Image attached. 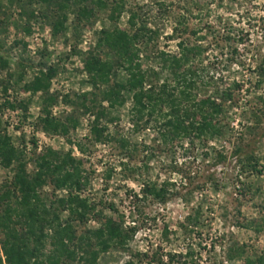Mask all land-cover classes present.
Segmentation results:
<instances>
[{"label":"rangeland","instance_id":"374dc122","mask_svg":"<svg viewBox=\"0 0 264 264\" xmlns=\"http://www.w3.org/2000/svg\"><path fill=\"white\" fill-rule=\"evenodd\" d=\"M159 1L125 0L126 11H135L138 19L158 34L147 48L149 58L142 59L143 67H156L159 51L177 52V40L169 37L183 0H163L162 7ZM202 1L206 6L200 16L194 11L187 19L189 29L198 34L184 36L206 49L198 66L210 83L201 88V96L217 98L215 94L233 81L241 85L233 92L232 101L225 104L224 137L195 142L189 150L187 144L183 148L177 143L164 145L152 129L133 130L127 102L112 112L118 120L108 125L111 135L128 139L125 151L116 142L93 143L90 118L78 110L76 95L89 91L83 61L94 50L99 32L126 28L127 13L117 22L108 21L106 11H95L92 17L80 21L70 14L63 29L54 35L52 26L59 14L55 5L0 0V58L7 63L3 66L0 62V132L9 135L15 147L24 149L28 173L34 170L36 155L49 148L61 153L71 151L75 158L83 159L88 186L82 196L88 197L104 216L118 219L122 215L126 226H139L128 251L109 250L100 255L97 264H125L130 255L146 251L149 255L157 251L163 264H168L166 254L184 255L188 250L193 253L192 262H188L192 264H243V258L228 261L226 257L230 248L241 245L243 257L264 253V87H253L257 81L255 67L264 57V0ZM49 68L55 70L49 93L57 99L50 108L52 116L63 120L75 111L79 121L67 136L42 131L38 122L41 94L26 89L40 69ZM6 100L15 109L3 107ZM75 144L82 145L84 152H79ZM238 146L257 159L260 175L241 172L234 155ZM215 152L225 160L216 162ZM12 174V170L0 167V186L9 182ZM145 182L173 185L169 186L166 203L140 198ZM43 193L50 196V188H44ZM109 205L114 212L108 210ZM196 212V224L184 230L186 216ZM238 223H251V227L241 228ZM98 226L92 218L84 228Z\"/></svg>","mask_w":264,"mask_h":264},{"label":"trees","instance_id":"16d2710c","mask_svg":"<svg viewBox=\"0 0 264 264\" xmlns=\"http://www.w3.org/2000/svg\"><path fill=\"white\" fill-rule=\"evenodd\" d=\"M36 1L44 7L52 4L57 7L59 14L52 26L54 35L63 29L70 14L80 21L92 17L95 11H106L107 20L117 22L127 13L126 28L102 29L94 50L83 61L89 91L76 95V100L81 114L90 118L89 137L93 143L116 142L121 150H128V139L108 131V125L118 120L112 112L123 108L127 102L130 104L128 120L133 130L152 129L164 145L177 143L183 148V144H187L189 150L195 142L207 143L224 137L225 104L232 101L233 92L239 91L241 85L233 81L215 94L217 98L201 96V88L210 83V80H204L198 66L206 49L184 37L198 34L189 29L187 19L194 11L200 16L206 1L183 0L169 37L177 40V52L156 53V67H143L142 59L149 58L146 51L150 42L158 37L157 31L150 29L146 21H140L135 11H126L125 0ZM163 2L159 1L158 6L162 7ZM0 62L3 66L7 64L2 58ZM254 72L257 81L253 87H264V57L260 58ZM54 76L53 68L40 69L26 89L31 94H41L38 122L42 131L67 136L70 130L77 128L79 121L75 111L63 120L52 116L50 108L57 99L49 93V87ZM2 106L15 109L7 100ZM22 108L25 110L24 106ZM75 148L84 152L80 144H75ZM234 155L241 172L261 174L252 153L238 146ZM214 156L216 162L225 160L219 152ZM25 158L24 149L15 147L11 137L0 132V167L13 172L11 180L0 186V264H97L100 255L109 250H129L139 226H126L122 215L118 219L104 216L96 211V205L88 197L82 196V190L88 186L83 159L75 158L71 151L61 153L49 148L36 155L34 170L28 173ZM169 186L173 185L145 182L140 189V198L151 197L166 203L170 196ZM46 187L51 190L50 196L43 193ZM56 192L64 194L58 196ZM240 192L244 193V189ZM133 198L140 200L138 194H133ZM107 208L114 212L112 205ZM63 214H66L64 218ZM198 216V212L187 215V225L182 228L187 230L188 226L196 224ZM92 218L99 226L85 229V224ZM238 224L241 228L251 227V223ZM244 254L241 245L230 248L226 257L228 261L243 258V264H264V253L253 257H243ZM192 255L191 250L184 255L168 253L166 263L190 264ZM161 258L157 257V251L151 255L147 251L138 252L130 255L125 264H163Z\"/></svg>","mask_w":264,"mask_h":264}]
</instances>
